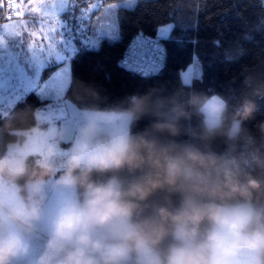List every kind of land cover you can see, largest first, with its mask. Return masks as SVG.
<instances>
[{
	"label": "clouds",
	"instance_id": "1",
	"mask_svg": "<svg viewBox=\"0 0 264 264\" xmlns=\"http://www.w3.org/2000/svg\"><path fill=\"white\" fill-rule=\"evenodd\" d=\"M123 102L83 109L59 175V137L32 161L24 144L0 157V264H264V178L241 166L264 172V122L258 137L243 126L254 101L229 113L219 94L160 86ZM157 192L164 203H150Z\"/></svg>",
	"mask_w": 264,
	"mask_h": 264
},
{
	"label": "trees",
	"instance_id": "2",
	"mask_svg": "<svg viewBox=\"0 0 264 264\" xmlns=\"http://www.w3.org/2000/svg\"><path fill=\"white\" fill-rule=\"evenodd\" d=\"M90 1L77 0L76 3L84 7ZM112 1L115 0H103L102 3ZM78 5L75 12L79 11ZM96 13L98 11L93 13V17ZM117 21L116 41L104 39L97 49L77 43L78 50L70 63V80L65 97L78 108H123L127 106L123 102L127 95L160 86L169 92L181 88L185 92L219 94L228 102L229 113L236 112L247 96L254 101L255 110L243 126L254 136H259L256 126L264 122L262 0H137L132 8L118 9ZM169 24L173 28L162 37L166 58L159 72L141 75L120 66L124 52L134 37L139 34L160 36V29ZM190 40L198 43L192 44ZM194 65L196 74L190 76ZM254 89H259V95H252ZM47 102L32 91L12 108L9 115H0V157L5 155L8 145L22 142V131L36 126V111ZM150 119L142 118L131 126L130 131L141 132ZM192 123H195V118ZM178 139L185 140L186 137ZM210 147L217 153L226 150L221 138L211 143ZM28 160L31 161V157ZM241 166L264 178V172L246 160ZM60 171L62 169H58L57 175ZM121 175L127 177L126 172ZM165 197L166 193L157 192L150 203H164ZM177 200L178 197H172L174 203Z\"/></svg>",
	"mask_w": 264,
	"mask_h": 264
},
{
	"label": "rangeland",
	"instance_id": "3",
	"mask_svg": "<svg viewBox=\"0 0 264 264\" xmlns=\"http://www.w3.org/2000/svg\"><path fill=\"white\" fill-rule=\"evenodd\" d=\"M30 1L42 13L39 19H26L19 15L16 20L0 24V115H9L12 108L32 91L48 102L37 109L36 126L22 131V142L8 145L5 155L14 154L15 147L21 144L29 146L28 157L40 155L49 143L57 141V137L59 142L56 152L67 153L78 127L83 123V109L65 97L70 80V63L77 52L72 46L80 42L83 47L97 49L104 39L116 41L118 9L132 8L137 0H115L104 5L103 0H89V4L84 7H79L77 0ZM76 5L79 11L76 12L78 16L75 22L88 24L87 39L83 38L79 30L75 34L69 33L74 24L69 11L75 10ZM65 10L63 18L61 14ZM10 34H13V38ZM27 46H35L33 52ZM49 66L50 69L47 68ZM194 74L195 65L191 67L190 76ZM119 130H128L123 121L120 122ZM56 164L58 169H62L63 162ZM55 201L56 194L49 190L45 215L53 210Z\"/></svg>",
	"mask_w": 264,
	"mask_h": 264
},
{
	"label": "built area",
	"instance_id": "4",
	"mask_svg": "<svg viewBox=\"0 0 264 264\" xmlns=\"http://www.w3.org/2000/svg\"><path fill=\"white\" fill-rule=\"evenodd\" d=\"M262 1L264 2V0H262ZM69 15L72 18V21L74 22L69 33L75 34L76 31L79 30L81 32V35L84 36L83 38L87 39L88 33H89V27L87 26L88 24L82 25L80 23L75 22L78 15L74 9L69 11ZM17 16H18V13H17V8H16V4H15L14 0H0V22L15 19ZM140 35H142V34H139L136 37H134L131 40V42L128 44V46L124 52V55L120 61V66L126 71L135 72V73H138L141 75L155 74L163 68L165 58H166V49H165V45L163 42V38L161 36L148 37V36L142 35L147 40H156L158 42L160 52H159L158 57L154 60V62L151 66L133 68V67H129L125 62L126 52L128 51V49L131 46V44L133 43V41L136 40L137 37ZM66 155H67L66 152H56L55 163L64 162ZM38 156L39 155L32 156L31 161L34 160L35 158H37ZM42 242H43L42 239H38V240L33 241V251L34 252L39 250ZM20 264H29V260L26 258L25 260L21 261Z\"/></svg>",
	"mask_w": 264,
	"mask_h": 264
},
{
	"label": "snow or ice",
	"instance_id": "5",
	"mask_svg": "<svg viewBox=\"0 0 264 264\" xmlns=\"http://www.w3.org/2000/svg\"><path fill=\"white\" fill-rule=\"evenodd\" d=\"M173 28L169 24L165 28L160 29V36H165ZM192 44L198 43L196 40L189 41ZM217 46L219 42H215ZM160 52L158 42L156 40H147L142 35L133 41L125 54V62L129 67H147L151 66Z\"/></svg>",
	"mask_w": 264,
	"mask_h": 264
},
{
	"label": "crops",
	"instance_id": "6",
	"mask_svg": "<svg viewBox=\"0 0 264 264\" xmlns=\"http://www.w3.org/2000/svg\"><path fill=\"white\" fill-rule=\"evenodd\" d=\"M14 2L16 4L17 13H18V16L15 18V20L18 19L20 16H23V17L25 16L26 19H32V20L40 18L39 14H42V13H39L40 11L37 8L38 6L32 5V2L30 0H25V1L24 0H14ZM68 8H69V6H68ZM42 10H45V8ZM66 10L64 12H62V14H61V16H63V18H65L64 15H66ZM59 15L60 14L56 15V17H58ZM12 20H14V19H12ZM9 36L13 38V34H10ZM72 47H74V52L77 51L78 47H77L76 43ZM27 48H29L31 50V52H33L32 49H34L35 46H32V47L27 46ZM57 64H59V63H57ZM47 68L50 69L51 67L49 66ZM32 156H34V155H32ZM32 156H29V157H32ZM36 240H38V239H36Z\"/></svg>",
	"mask_w": 264,
	"mask_h": 264
}]
</instances>
